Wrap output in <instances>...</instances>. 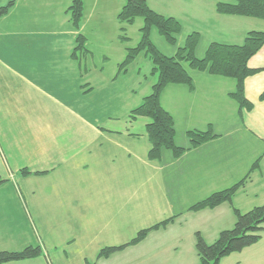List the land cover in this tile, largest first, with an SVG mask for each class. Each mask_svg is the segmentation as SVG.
<instances>
[{
  "label": "crops",
  "instance_id": "crops-1",
  "mask_svg": "<svg viewBox=\"0 0 264 264\" xmlns=\"http://www.w3.org/2000/svg\"><path fill=\"white\" fill-rule=\"evenodd\" d=\"M10 1L0 17V252L40 246L43 253L5 264H199L197 234L213 244L234 227L233 208L246 213L264 205V71L245 81L254 108L242 118L229 96L234 79L195 71L193 90L168 86L161 102L175 119L177 144L190 148L191 130L211 127L218 136L178 158L164 151L151 161L148 118L132 119L129 106L98 118L100 68L86 54L74 56L84 32L67 14L73 0ZM210 17L219 26L240 24V33L264 31V20ZM249 66L264 69V46ZM199 92L208 113L197 119L196 106L182 104L195 103ZM258 159L232 203L191 210L243 180ZM170 218L140 243L97 258ZM220 264H264V232Z\"/></svg>",
  "mask_w": 264,
  "mask_h": 264
},
{
  "label": "trees",
  "instance_id": "trees-1",
  "mask_svg": "<svg viewBox=\"0 0 264 264\" xmlns=\"http://www.w3.org/2000/svg\"><path fill=\"white\" fill-rule=\"evenodd\" d=\"M126 3L118 14L120 24L132 25L137 18H143L144 26L141 28V40L135 47L127 48L124 61L119 65V72L127 71L137 57L145 53L153 64L152 75L157 76V81L152 86V92L146 96L142 103L131 111V118L146 117L150 120L147 125V136L150 142L148 153L149 160L161 159L164 151H171L175 158L180 157L185 151L196 148L199 145L217 138L213 129L191 130L187 133L191 147L185 148L177 144V129L175 119L162 105L161 97L164 90L174 84L186 85L194 89L193 78L185 65L194 71L208 72L211 75L232 78L236 81L235 91L229 94L230 98L236 101L240 107L241 118L245 111H251L254 104L245 95V81L248 77L258 74L264 69H254L249 66L250 60L264 46V31L249 32L242 44H226L212 42L206 49L202 58L196 56L195 51L200 42L199 32H193L186 38L185 45L180 47L174 56H168L161 52L151 40V30L156 27L159 33L165 37L170 44H176L178 35L182 32L183 26L175 17L164 16L153 10L146 0H125ZM14 2L0 7V17L8 14ZM216 12L221 15L239 16L264 20V0H219L216 4ZM67 14L76 30L81 28L85 14V0H73ZM125 29L122 28V31ZM121 41H127L126 36L120 37ZM87 39L83 34L76 38L74 56L78 58L79 53L87 54ZM264 102V91L260 95ZM258 159L251 167L250 172L243 180L225 190L215 192L207 199L195 204L191 210L215 208L222 203H232L233 196L237 190L244 185L249 174L259 167ZM23 174H30L24 169ZM6 180L0 177V186ZM236 216V223L232 229L224 230L213 244L205 242L200 234H197V251L199 264H220L221 260L232 253L240 252L250 247L262 238L264 232V205L258 206L249 212L242 213L233 208ZM173 218L165 220L151 228L140 231L137 236L128 244L102 249L97 258H108L113 253L124 249L128 245H135L145 239L147 234L166 226ZM43 253L40 246L28 247L22 251L0 252V264L16 262L36 258ZM87 264H94L88 262Z\"/></svg>",
  "mask_w": 264,
  "mask_h": 264
},
{
  "label": "rangeland",
  "instance_id": "rangeland-1",
  "mask_svg": "<svg viewBox=\"0 0 264 264\" xmlns=\"http://www.w3.org/2000/svg\"><path fill=\"white\" fill-rule=\"evenodd\" d=\"M146 1L153 10L164 16L177 18L183 26L182 32L177 37V43L174 45L168 43L156 27L152 28V42L168 56L176 55L178 49L185 45L187 36L196 31L201 33L200 42L195 51L199 58L204 57L207 47L213 41L231 43L247 35L246 29L243 30L244 33L238 32L239 28L243 27L240 24L222 23V26H219L213 22L210 23V16L217 13L216 4L219 0ZM3 2L7 5L11 1L0 0V3ZM125 3V0H85V14L81 23L84 33L81 34L87 38V58L94 66L97 65L100 68L101 75L97 83L100 97L96 99L100 105L101 114L98 117L100 122L106 120L107 114L117 116L115 111L120 106H129L133 109L138 107L142 103L141 100L151 94L152 86L157 81V76L151 74L153 64L145 53L140 54L127 67L126 72L118 75L119 65L126 57V49L135 47L140 42L141 28L144 26L143 18H137L132 25L120 24L117 17ZM122 28L125 30L122 31ZM123 35L128 38L127 41H121L120 37ZM185 67L191 74L195 72L188 65ZM199 82L202 84L201 81ZM203 84L209 85L210 83L204 80ZM204 96L203 92H199L195 103L185 101L182 107L188 104L196 106L197 119H200L201 115L208 113L203 103ZM102 104L107 107L105 108ZM210 114L216 115L213 107Z\"/></svg>",
  "mask_w": 264,
  "mask_h": 264
}]
</instances>
